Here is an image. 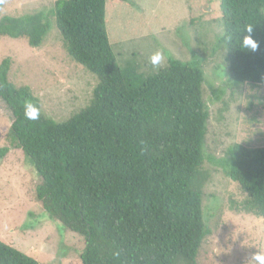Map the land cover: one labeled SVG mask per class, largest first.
Segmentation results:
<instances>
[{"label":"trees","instance_id":"trees-1","mask_svg":"<svg viewBox=\"0 0 264 264\" xmlns=\"http://www.w3.org/2000/svg\"><path fill=\"white\" fill-rule=\"evenodd\" d=\"M107 1L54 3L67 55L97 80L88 106L66 122L46 118L30 88L9 81L10 60L1 62L0 100L13 117L8 136L40 178L35 196L42 209L84 240L81 264H196L209 234L202 213L204 73L198 62L172 57L149 76L133 63L120 67L107 34ZM218 2V43L230 80L264 87V0ZM249 25L255 51L241 47ZM48 28L42 12L0 19V37L30 48L41 45ZM26 101L40 108L38 120L25 119ZM8 151L0 148V159ZM211 164L246 195L237 211L264 219V146L233 144ZM0 264L39 263L0 242Z\"/></svg>","mask_w":264,"mask_h":264},{"label":"rangeland","instance_id":"rangeland-1","mask_svg":"<svg viewBox=\"0 0 264 264\" xmlns=\"http://www.w3.org/2000/svg\"><path fill=\"white\" fill-rule=\"evenodd\" d=\"M56 0H5L0 19L42 12L48 31L38 48L25 40L0 37V64L10 60L9 81L27 86L43 115L62 123L88 106L96 77L67 55L54 25ZM106 28L120 67L133 63L144 76L166 67L168 58L198 62L204 73L202 97L208 112L203 146L202 213L209 234L196 264H254L264 252V219L237 211L246 195L211 164L236 143L264 146V87L236 86L229 76L226 51L218 43L223 28L218 0H128L106 3ZM165 54L153 68L149 57ZM12 114L0 100V242L39 264H81L84 240L51 220L35 196L40 183L23 152L9 138Z\"/></svg>","mask_w":264,"mask_h":264},{"label":"clouds","instance_id":"clouds-1","mask_svg":"<svg viewBox=\"0 0 264 264\" xmlns=\"http://www.w3.org/2000/svg\"><path fill=\"white\" fill-rule=\"evenodd\" d=\"M247 33L249 35H245L241 42V47L243 48H250L251 50L255 51L258 48V43L252 38V27L249 25L246 27ZM166 57L165 54L161 51H156L149 57V63L152 65L153 68L160 67ZM24 116L27 120H38L40 118V108L34 105L31 101H26L24 104ZM252 261L254 264H264V252H257L252 255Z\"/></svg>","mask_w":264,"mask_h":264}]
</instances>
